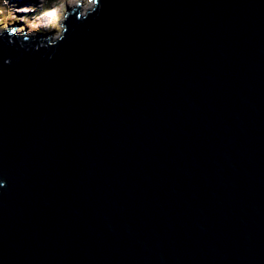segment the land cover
<instances>
[{
  "label": "water",
  "instance_id": "water-1",
  "mask_svg": "<svg viewBox=\"0 0 264 264\" xmlns=\"http://www.w3.org/2000/svg\"><path fill=\"white\" fill-rule=\"evenodd\" d=\"M93 1L0 32V264H264V0Z\"/></svg>",
  "mask_w": 264,
  "mask_h": 264
},
{
  "label": "rangeland",
  "instance_id": "rangeland-1",
  "mask_svg": "<svg viewBox=\"0 0 264 264\" xmlns=\"http://www.w3.org/2000/svg\"><path fill=\"white\" fill-rule=\"evenodd\" d=\"M93 7V0H0V32L16 27L15 34L35 36L40 33L57 39L62 35L61 25L67 8H79L82 14H86ZM20 8H26L27 15Z\"/></svg>",
  "mask_w": 264,
  "mask_h": 264
},
{
  "label": "bare ground",
  "instance_id": "bare-ground-1",
  "mask_svg": "<svg viewBox=\"0 0 264 264\" xmlns=\"http://www.w3.org/2000/svg\"><path fill=\"white\" fill-rule=\"evenodd\" d=\"M8 2V1H7ZM10 3V2H9ZM23 3V2H22ZM23 4H25V3H23ZM32 5H33V3H31ZM8 6V5H7ZM18 6V5H17ZM12 7V6H11ZM27 9H28V7H26ZM26 8H20L21 9V12H23L24 13V15H27V12H26V10H24V9H26ZM29 11V10H28ZM13 14V13H12ZM22 14V13H21ZM14 18V17H13Z\"/></svg>",
  "mask_w": 264,
  "mask_h": 264
}]
</instances>
